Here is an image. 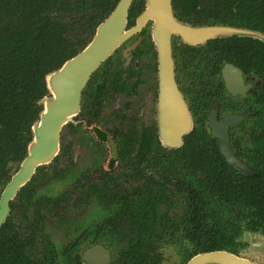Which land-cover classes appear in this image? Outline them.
<instances>
[{
  "label": "flooded vegetation",
  "instance_id": "1",
  "mask_svg": "<svg viewBox=\"0 0 264 264\" xmlns=\"http://www.w3.org/2000/svg\"><path fill=\"white\" fill-rule=\"evenodd\" d=\"M138 3L142 7L134 16L133 6ZM145 7L146 0L130 2L126 30L135 26ZM171 11L176 21L197 30V39L200 37L188 42L179 33H172L169 39L174 81L192 126L182 136V144L166 146L160 135L154 19L147 18L139 31L129 34L90 73L81 89L78 112L61 127L57 154L49 163L39 165L37 168L43 169L37 173L36 168L25 183L35 177L36 196L45 198L38 209L31 204L22 217L17 216L21 220L13 219L21 227V233L25 225L32 227L39 220L38 226L33 227L38 235L46 237L58 255L70 250L69 258L76 257L78 264H87L83 255L93 245L106 250V264H163L164 244L184 242L188 245L183 248L179 264H186L197 253L220 250L246 258L240 255L241 249L247 247L240 236L244 232L264 236L263 230L247 229L245 220H237L231 228L233 249L196 252L190 241L177 235L171 241L165 240L168 235L164 220L176 221L185 214L188 203L184 197L174 193L168 205L157 203L150 214L142 204L141 197L149 188L154 191L162 185L165 150L180 148L184 137L195 127L205 131L234 171L244 175L264 173V18L259 6L254 0H241L238 8L230 10L229 0H171ZM216 15H221L224 22L213 23ZM65 21L69 27L67 36L78 40L85 27L82 12L66 16ZM212 26L237 31L224 30L208 36V27ZM218 125L226 131L234 157L248 171L229 163L221 153L219 138L211 134L210 127ZM52 166L62 169L59 180L70 183L57 196L39 193L42 186L59 181L50 178ZM16 195L8 202L9 211L0 228L13 211L10 202ZM44 199H57V204L55 200L47 203ZM109 222L113 225H108ZM55 227L68 233L69 240L63 245L52 238L50 229ZM103 238L114 240L109 243ZM134 248L139 250L133 256L130 252ZM61 258L57 256L56 262ZM95 261L102 264L100 257ZM70 262L67 258L60 264Z\"/></svg>",
  "mask_w": 264,
  "mask_h": 264
},
{
  "label": "trees",
  "instance_id": "2",
  "mask_svg": "<svg viewBox=\"0 0 264 264\" xmlns=\"http://www.w3.org/2000/svg\"><path fill=\"white\" fill-rule=\"evenodd\" d=\"M254 1L263 19L264 0ZM116 2L0 0V191L27 154L32 126L43 110L39 101L49 94L46 75L87 45L95 27ZM139 3L133 6V10L136 9L135 12L132 10L134 16L142 7ZM240 5L241 0H229L230 10ZM78 12H82L85 27L75 41L67 36L69 27L65 17H74ZM231 14L236 15L235 12ZM217 22H224L221 15L214 16L213 23ZM52 167L50 178L59 180L62 169ZM42 169L43 166L36 172ZM37 184L38 180L33 177L10 202L13 211L0 228V264H60L67 258L71 261L69 264H78L76 257L74 260L69 258L70 250L58 255L47 238L38 235V230L33 227L38 226L39 220L32 227L25 225L22 233L13 220H21L17 216L22 217L31 204L39 208L45 197L36 196ZM174 193L184 197L188 206L180 219L164 220L167 241L177 235L190 241L196 252L222 247L233 249L235 242L231 228L235 221L245 220L247 229L264 231V173L244 175L227 166L216 144L200 127H195L184 137L180 148L165 150L162 185L154 191L149 188L141 197L142 204L150 214L157 203L168 205ZM44 200L50 203L52 199ZM54 200L57 204V199ZM103 240L111 243L114 238ZM137 250L134 248L130 253L134 256ZM57 256L63 259L56 262Z\"/></svg>",
  "mask_w": 264,
  "mask_h": 264
},
{
  "label": "water",
  "instance_id": "3",
  "mask_svg": "<svg viewBox=\"0 0 264 264\" xmlns=\"http://www.w3.org/2000/svg\"><path fill=\"white\" fill-rule=\"evenodd\" d=\"M131 1L118 0L112 12L96 27L89 43L57 70L46 75L45 81L50 95L41 99L43 110L32 126V140L28 144L27 154L0 195V225L9 211L8 202L16 195L19 188L30 179L39 165L49 163L57 154L61 127L78 112L81 89L90 73L129 34L139 31L147 18L154 19L153 37L158 56L161 138L166 146H180L182 136L191 130V120L186 105L174 81L169 39L172 33H179L184 40L195 42L200 39V37L197 39L198 31L174 19L171 0H146V7L137 18L135 26L126 30L127 10ZM224 30L237 31L234 28L212 26L208 27L207 35L223 33ZM210 127L211 134L219 138V149L226 160L244 171L247 170L230 150L227 133L223 127L219 125ZM98 257L102 264L108 262L106 250L99 245L87 248L83 255L87 264H95ZM186 264L260 263L220 250L197 253Z\"/></svg>",
  "mask_w": 264,
  "mask_h": 264
},
{
  "label": "rangeland",
  "instance_id": "4",
  "mask_svg": "<svg viewBox=\"0 0 264 264\" xmlns=\"http://www.w3.org/2000/svg\"><path fill=\"white\" fill-rule=\"evenodd\" d=\"M76 151H78L77 148ZM69 185L70 183L66 180L53 181L50 184L42 186L39 193H47L52 196H57L65 192ZM50 232L52 233L54 242H60L63 245L69 240L68 233H63L56 227L54 230L50 229ZM239 239L247 243V247L240 251L241 256L258 263H264V236L257 233L244 232ZM185 245L188 244L185 242L181 244H164L163 264H179L184 254L182 251Z\"/></svg>",
  "mask_w": 264,
  "mask_h": 264
}]
</instances>
